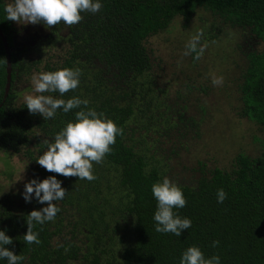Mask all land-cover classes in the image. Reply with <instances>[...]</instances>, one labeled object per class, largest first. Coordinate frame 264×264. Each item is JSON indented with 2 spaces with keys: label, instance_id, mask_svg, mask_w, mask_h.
I'll list each match as a JSON object with an SVG mask.
<instances>
[{
  "label": "trees",
  "instance_id": "1",
  "mask_svg": "<svg viewBox=\"0 0 264 264\" xmlns=\"http://www.w3.org/2000/svg\"><path fill=\"white\" fill-rule=\"evenodd\" d=\"M9 2L0 0V30L11 48L17 23L7 20L3 10ZM102 4L97 14L83 13L76 25L61 22L47 27L62 40L61 53L56 50L45 59L37 54L32 61L26 46L10 50L12 86L6 97L7 52L0 33V165L6 174L5 184L0 179V229H7L13 239L7 247L23 257L21 264H179L191 245L199 246L206 257L219 255L221 264H264V0H102ZM201 9L214 18L213 27L203 33L204 45L219 43L227 28L258 44L246 49L238 45L243 56L237 64L236 90L237 114L262 131L260 153L240 152L224 167L198 159L192 170L184 166L191 176L179 178L169 160L202 138L204 118L189 107L196 104L191 96L207 93L210 86L197 90L189 83L164 82L159 72L164 67L156 63L148 43L179 18L184 29L189 28ZM192 60L197 65L194 54ZM60 68H78L80 84L63 97L51 95L87 99L89 107L123 129L111 152L94 163L92 181L50 173L36 162L46 150L45 140L73 120L78 109L58 111L55 118L44 120L30 114L13 90L18 79L27 80L31 69ZM199 111L204 114L205 109L199 106ZM19 170L27 182L55 175L67 190L57 202L60 212L55 220L35 225L39 243L31 245L24 242L26 217L46 205L35 199L27 203L23 195L4 191L11 180L8 172ZM164 176L182 187L187 200L178 211L191 219L192 227L180 237L155 231L151 186ZM220 188L227 193L223 203L217 202ZM213 241L219 245L213 247Z\"/></svg>",
  "mask_w": 264,
  "mask_h": 264
},
{
  "label": "clouds",
  "instance_id": "2",
  "mask_svg": "<svg viewBox=\"0 0 264 264\" xmlns=\"http://www.w3.org/2000/svg\"><path fill=\"white\" fill-rule=\"evenodd\" d=\"M102 6V0H10L3 10L9 21L22 25L43 24L51 28L61 22L67 26L76 25L82 21L83 13L97 14ZM200 38L201 34L198 33L186 44L184 55L194 54V60L200 58L204 52ZM80 76L78 68L34 73L31 77L32 92L24 96V103L30 114H39L44 120L55 118L58 111L67 114L78 109L74 112L73 120L66 122L53 138L45 140L46 150L36 162L50 173L78 177L79 181H92L95 179L94 163L102 162L111 152L117 136L123 134V129L105 113L89 107L87 99L73 96L65 100L51 95L59 93L63 97L69 91L77 89ZM212 83L221 85L223 77L213 75ZM22 179L21 176L20 180ZM66 193L62 181L55 175L43 180L34 178L25 183L22 193L25 202L31 203L35 199L39 204L46 205L31 211L26 217L28 231L24 235V242L27 245L39 243L38 233L33 230L35 225L55 220L60 212L57 202L62 201ZM151 193L156 201L153 215L156 232L180 237L192 227L191 219L182 217L178 211L187 204L183 189L178 183L164 176L152 184ZM216 197L218 203H223L227 193L220 188ZM12 243L13 239L7 234V229H0V261L21 264L23 257L7 247ZM218 245L219 241H213V247ZM179 264H221V258L219 255L206 257L199 246L191 245L182 252Z\"/></svg>",
  "mask_w": 264,
  "mask_h": 264
},
{
  "label": "rangeland",
  "instance_id": "3",
  "mask_svg": "<svg viewBox=\"0 0 264 264\" xmlns=\"http://www.w3.org/2000/svg\"><path fill=\"white\" fill-rule=\"evenodd\" d=\"M213 21V15L201 9L194 21L188 24L189 28L184 29V22L179 18L174 21L170 30L166 29L154 36L148 43L153 51L154 60L164 67L163 70H159L164 82L172 80L174 84L177 81H180L181 84L189 83L197 90L202 89V86L206 84L210 86L207 93L196 92L191 96L196 102L194 106H191V112L204 118L202 138L196 142L191 150L182 148L178 157L169 160L173 166V175L179 178L191 176V173L184 166L188 165L192 170L197 166L198 159L207 161L210 165L224 167L229 166L233 157L240 152L254 155L260 153L258 138L262 135V131L258 125L239 117L237 114L239 99L236 88L240 74L237 64L243 56L238 45L244 46L246 42L248 44L250 42L239 33L231 32L232 29L227 28L221 36L222 39L218 41L219 43L204 45L202 37L205 34L203 35V33L206 28L208 31L209 27H213L210 25ZM39 27L42 29L41 35L45 34V37L51 40L47 49L42 48L38 51L39 56L45 59L56 54V50L60 51L63 42L60 37L52 36L46 26L39 25ZM198 33L201 34L200 45L204 47V52L195 65L192 55H184V52L186 44ZM213 75L222 76L223 83L213 85ZM16 91L21 96L20 101L24 102V96L32 92L31 77L20 83ZM199 106L205 109L204 114L200 111L196 113ZM2 169L0 165V179H3V184H5L6 174H3L5 172ZM19 171L20 173L8 172L11 185H6V187L4 185L6 188L4 191L18 193L22 196L27 181L23 176L24 173ZM21 176L23 177L22 180H20ZM0 193H2L1 189Z\"/></svg>",
  "mask_w": 264,
  "mask_h": 264
},
{
  "label": "flooded vegetation",
  "instance_id": "4",
  "mask_svg": "<svg viewBox=\"0 0 264 264\" xmlns=\"http://www.w3.org/2000/svg\"><path fill=\"white\" fill-rule=\"evenodd\" d=\"M39 25L43 24H27L22 25L17 23V30L14 34H12L13 39V46H11L10 50L13 51L14 47L21 49L24 48V46L27 47V50L31 52V60L33 61L35 55H40L38 51H40L42 48H46L50 44L51 40L50 38H46L45 34L42 36L41 32L42 29L39 27ZM39 33V35H37ZM255 42L256 39H253ZM249 44L246 42L244 44L245 49L248 47H254L257 48V43H253L252 40H249ZM40 71L31 69L29 71V75L26 78L32 77L34 73H39ZM22 83L19 79L15 82L13 90L16 91L17 86ZM12 86V81H11ZM189 110H191V107H189Z\"/></svg>",
  "mask_w": 264,
  "mask_h": 264
},
{
  "label": "water",
  "instance_id": "5",
  "mask_svg": "<svg viewBox=\"0 0 264 264\" xmlns=\"http://www.w3.org/2000/svg\"><path fill=\"white\" fill-rule=\"evenodd\" d=\"M0 33L3 37V41L5 44V49L7 52V72H8V81H7V85H6V95L5 97L9 94L10 90H11V81H12V62H11V53H10V47L9 44L7 42V38L4 35L3 31L0 30Z\"/></svg>",
  "mask_w": 264,
  "mask_h": 264
}]
</instances>
